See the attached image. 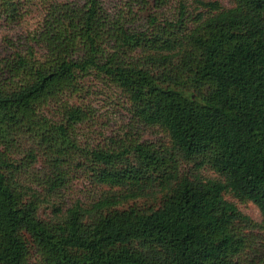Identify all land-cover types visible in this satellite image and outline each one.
<instances>
[{"label": "trees", "instance_id": "1", "mask_svg": "<svg viewBox=\"0 0 264 264\" xmlns=\"http://www.w3.org/2000/svg\"><path fill=\"white\" fill-rule=\"evenodd\" d=\"M42 1L34 29L0 42V264H264V0L173 20L157 17L168 0ZM21 7L0 0V16ZM90 78L166 143L81 145ZM78 169L106 194L42 216ZM154 191L157 206L119 207Z\"/></svg>", "mask_w": 264, "mask_h": 264}, {"label": "rangeland", "instance_id": "2", "mask_svg": "<svg viewBox=\"0 0 264 264\" xmlns=\"http://www.w3.org/2000/svg\"><path fill=\"white\" fill-rule=\"evenodd\" d=\"M56 1H78V0H56ZM109 10L119 7L124 0H101ZM216 1L220 5L228 7L231 5L230 0H168L167 3L156 11L157 17L161 19L173 20L177 17L181 6L184 7L187 15H194L204 10V3ZM20 17L14 22L8 23L0 16V42L3 38H15L17 35L34 29L43 15L42 0H21ZM148 10L140 16L141 21L147 18ZM89 92L84 96L83 101L86 105H90L93 109V119L87 123H83L78 128L77 136L81 145L95 147L105 145L110 139H140L155 144H165L167 139L158 129L154 127H144L137 125L131 119L128 104L119 90L104 86V84L94 78H90ZM22 158L21 156H19ZM42 161L32 164L28 171H24L21 176L24 181L30 177L27 184L35 180L34 176L41 172ZM192 166L185 165V170L192 171ZM24 170V169H23ZM83 170H76L75 176L69 185L61 190L59 197H53L49 203H43L41 206V215H48L51 208V202L56 205L67 207L76 201H80L83 205L89 206L91 203L99 200L107 192V187H99L94 185L89 178H86ZM201 174L206 177H216L217 175L209 170H201ZM33 187L38 189L34 184ZM36 191V190H35ZM37 191V192H38ZM112 193L109 191L107 194ZM160 192L154 191L148 195L137 199L128 200L120 205V208L129 206H138L147 208L160 204ZM227 198L235 202L238 208L246 215L254 220L261 219L259 210L256 206L248 201H240L230 195Z\"/></svg>", "mask_w": 264, "mask_h": 264}]
</instances>
